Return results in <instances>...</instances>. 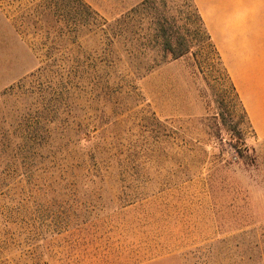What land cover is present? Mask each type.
Wrapping results in <instances>:
<instances>
[{
    "label": "rangeland",
    "instance_id": "rangeland-1",
    "mask_svg": "<svg viewBox=\"0 0 264 264\" xmlns=\"http://www.w3.org/2000/svg\"><path fill=\"white\" fill-rule=\"evenodd\" d=\"M0 264H264V141L192 0H0Z\"/></svg>",
    "mask_w": 264,
    "mask_h": 264
},
{
    "label": "crops",
    "instance_id": "crops-1",
    "mask_svg": "<svg viewBox=\"0 0 264 264\" xmlns=\"http://www.w3.org/2000/svg\"><path fill=\"white\" fill-rule=\"evenodd\" d=\"M192 1L254 133L264 141V0Z\"/></svg>",
    "mask_w": 264,
    "mask_h": 264
},
{
    "label": "trees",
    "instance_id": "trees-1",
    "mask_svg": "<svg viewBox=\"0 0 264 264\" xmlns=\"http://www.w3.org/2000/svg\"><path fill=\"white\" fill-rule=\"evenodd\" d=\"M195 7H196V6H195ZM196 9H197V8H196ZM197 11H198V10H197ZM199 16H200V14H199ZM200 20H201V22H202V24H203V21H202L201 16H200ZM203 26H204V24H203ZM204 29H205V28H204ZM205 31H206V29H205ZM206 33H207V31H206ZM207 36H208L209 41H210L211 44H212L213 49H214L215 52H216V55L218 56V58H219L221 64L223 65L225 72L227 73V70H226V68H225V66H224V64H223V62H222V60H221V57H220L218 51L216 50L215 46L213 45L212 40H211V37H210V35H209L208 33H207ZM172 54H173L172 56H173V59H174V60L179 59V58H181V57L184 56V53H180V54H174V53H172ZM227 75H228V73H227ZM228 78L230 79L229 75H228ZM230 81H231V79H230ZM231 83H232V81H231ZM232 88H233V90H234V92H235L237 98L239 99L241 105H242V102H241V100H240V98H239V95H238V93H237V91H236V89H235L233 83H232ZM242 107H243V105H242ZM243 110H244V107H243ZM244 113H245V110H244ZM245 114H246V113H245Z\"/></svg>",
    "mask_w": 264,
    "mask_h": 264
}]
</instances>
